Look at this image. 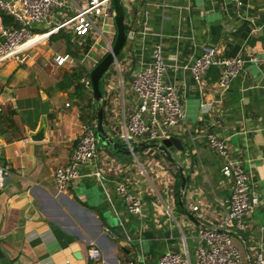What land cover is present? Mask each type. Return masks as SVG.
<instances>
[{
    "label": "crops",
    "instance_id": "1",
    "mask_svg": "<svg viewBox=\"0 0 264 264\" xmlns=\"http://www.w3.org/2000/svg\"><path fill=\"white\" fill-rule=\"evenodd\" d=\"M62 1L65 8L54 10L49 22L34 26L33 32L68 20L87 2ZM121 3L127 37L100 82L104 128L124 144L121 132L135 106L133 73L152 64L153 48L160 45L166 64L163 81L174 86L185 114L169 131L181 140L183 151L168 148L183 168L185 189L180 193L178 168L157 150L134 154L137 164L132 156H117L99 145L95 162L80 168L79 178L63 192L57 191L54 171L68 162L81 125L95 128L96 119L89 124L81 118L90 120L92 106L97 109L91 84L87 88L81 79L90 81L89 72L116 38L113 15L96 19L97 30L84 37L63 27L29 50L23 63H0V251L11 264H91V244L100 249L102 264H157L166 252L187 255L192 263L198 231L218 229L232 189V179L221 173L225 161L209 149L206 132L226 140L231 158L242 162L254 189L264 196V77L261 66L249 61L264 57V0H242L240 7L229 0ZM110 9L113 13L112 3ZM11 27L0 16V41ZM208 47L220 58L245 60L226 88L218 85L220 67L205 70L200 86L188 69ZM66 55L57 66L54 58ZM74 73L82 75L79 81L71 79ZM44 102L48 113L43 116ZM42 121L45 137L32 141ZM95 167L101 170L100 179L92 175ZM119 182L140 200L141 215L127 212L116 190ZM246 225L244 231L222 230L248 264L264 249V203Z\"/></svg>",
    "mask_w": 264,
    "mask_h": 264
},
{
    "label": "built area",
    "instance_id": "2",
    "mask_svg": "<svg viewBox=\"0 0 264 264\" xmlns=\"http://www.w3.org/2000/svg\"><path fill=\"white\" fill-rule=\"evenodd\" d=\"M229 1L237 7L243 4L242 0ZM111 3L112 0H87L86 5L79 8L73 17L56 24L45 32L35 33L32 30L34 26L49 22L54 10L65 8L62 0H0V10L17 24V27H11L3 32V39L0 41V63L8 60L23 63L29 50L45 42L63 27L69 26L76 37L87 36L92 29L97 30L96 19H108L113 15L110 9ZM67 59V55L56 56L54 62L57 66H61ZM152 59L151 65L141 67L133 73L131 87L135 106L128 123L123 126L121 132V139L137 164L132 152V143L149 141L161 143L170 137L171 129L185 120L184 110L174 86L163 81L166 64L160 45L154 46ZM249 61L261 66V73L264 77V57L251 58ZM244 63L245 60L240 57L220 58L215 48L208 47L200 56L192 59L188 69L195 83L200 86L203 84L204 71L211 66H218L221 68L218 85L220 88H226L231 79L242 72ZM81 83L87 88L90 87V81L86 78L81 79ZM215 126L219 127V122H216ZM204 139L209 149L225 161L221 173L232 179L228 210L220 221L218 229L198 231L192 263L187 255L166 252L159 258L157 264H247L232 236L220 230L235 228L244 231L247 228L246 219L253 214L259 204L264 203V196H260L254 189L252 176L245 170L242 162L231 158L225 139L214 132H206ZM98 145L95 128L92 125L82 124L68 162L54 171L53 177L57 191L63 192L70 183L79 178L80 168L95 162ZM92 175L100 179L101 170L95 167ZM2 182L3 170L0 169V188ZM116 190L123 199L127 212L134 215L143 213L140 200L130 194L123 182L117 183ZM192 210L197 211L198 207L194 206ZM87 258L91 264H102L101 251L95 244L90 245ZM251 262L252 264H264V249L255 252ZM123 264H134V262L129 260Z\"/></svg>",
    "mask_w": 264,
    "mask_h": 264
},
{
    "label": "water",
    "instance_id": "3",
    "mask_svg": "<svg viewBox=\"0 0 264 264\" xmlns=\"http://www.w3.org/2000/svg\"><path fill=\"white\" fill-rule=\"evenodd\" d=\"M113 6V20L116 28V38L114 44L110 47L107 54L104 58L89 72V79L92 89V96L93 100L97 104L96 109V122H95V135L97 138L98 143L100 146L106 148L113 154L117 156L126 157L130 154V151L125 147V144L119 143L113 140L107 131L104 128L103 124V114H102V107L101 102L103 99L102 92L100 89V82L105 75L109 71L112 65H114L117 61V56L123 45L126 41V32H125V25H124V10L121 0H112ZM41 113L42 115H46L48 113V104L44 102L41 105ZM45 122L42 121L39 130L31 136L32 141H41L44 139V132H45ZM173 146L178 151H183V146L181 140L175 137H169L164 139L161 143L156 141H149V142H139V143H132V152L136 154L143 149H155L161 153V155L166 158L168 161L173 163L179 170L180 177H181V184L179 191L183 193L186 185V176L184 174L183 168L176 162L173 156L168 152V148ZM223 231V230H220ZM0 264H11L8 256H6L3 252L0 251ZM248 264H252L251 259H248Z\"/></svg>",
    "mask_w": 264,
    "mask_h": 264
},
{
    "label": "trees",
    "instance_id": "4",
    "mask_svg": "<svg viewBox=\"0 0 264 264\" xmlns=\"http://www.w3.org/2000/svg\"><path fill=\"white\" fill-rule=\"evenodd\" d=\"M0 16L2 17V20H3V23L4 24H8V23H10V25H12L13 27H17V24L13 21V19L12 18H10L9 16H7L6 14H4V13H2V12H0ZM10 19V22L8 21ZM74 76V77H73ZM72 76V78L71 79H75V80H77V81H79L80 80V78L82 77V75L81 74H78V73H74V75ZM67 76L65 77V80H67ZM100 87H101V84H100ZM76 88L77 89H80L81 88V85L80 84H78L77 86H76ZM96 109H95V106H92V111H91V117H90V120H85L84 121V119H83V117H81L82 118V121L84 122V123H93V122H95V119H96ZM104 119V118H103Z\"/></svg>",
    "mask_w": 264,
    "mask_h": 264
},
{
    "label": "rangeland",
    "instance_id": "5",
    "mask_svg": "<svg viewBox=\"0 0 264 264\" xmlns=\"http://www.w3.org/2000/svg\"><path fill=\"white\" fill-rule=\"evenodd\" d=\"M126 0H124V2H125ZM129 1H131V0H129ZM90 124V123H89ZM100 145V144H99ZM99 145H98V147H99ZM129 156H132L131 154H129Z\"/></svg>",
    "mask_w": 264,
    "mask_h": 264
}]
</instances>
